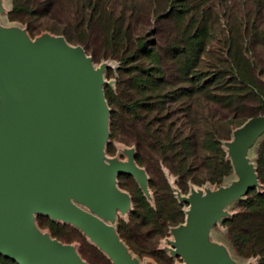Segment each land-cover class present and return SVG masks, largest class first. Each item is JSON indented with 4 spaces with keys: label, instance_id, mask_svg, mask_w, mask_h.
I'll return each instance as SVG.
<instances>
[{
    "label": "trees",
    "instance_id": "16d2710c",
    "mask_svg": "<svg viewBox=\"0 0 264 264\" xmlns=\"http://www.w3.org/2000/svg\"><path fill=\"white\" fill-rule=\"evenodd\" d=\"M188 7L182 0H170L154 14L159 25L174 22L173 36L159 31V40L134 33L140 21L134 8L127 16L114 17L99 0H10L6 12L9 21L23 23L31 33L51 21L50 29L65 40L79 38L92 46L93 60L101 49L103 57L120 60L115 93L109 86L102 88L109 106V138L133 146V160L146 174L151 201L132 183L127 188L132 208L127 220H117L116 233L136 258L148 257L155 264H173L174 258L157 242L184 217L166 173L181 192L189 184L220 183L231 171L221 147L230 133L229 120L264 116V71L248 55L245 37L237 32L225 56L216 54L213 72L205 78L198 69L203 28L194 21L181 23ZM255 170L263 190L246 197L242 209L224 223L236 254L258 257V264H264V136ZM37 224L60 241L77 235L75 228L45 216ZM89 249L100 254L84 243L79 251L93 263ZM0 264L18 263L0 256Z\"/></svg>",
    "mask_w": 264,
    "mask_h": 264
},
{
    "label": "rangeland",
    "instance_id": "374dc122",
    "mask_svg": "<svg viewBox=\"0 0 264 264\" xmlns=\"http://www.w3.org/2000/svg\"><path fill=\"white\" fill-rule=\"evenodd\" d=\"M99 1L100 4L104 6V10L106 12H112L114 17L121 15L127 16L133 10L132 8H134L140 20L134 29V33H141L140 36L142 39L159 40L161 36V32L159 33V31H163L164 34L169 33L170 35L173 33L174 22L163 26L152 20L155 13L166 9L170 0ZM182 1L188 3L189 7L187 12L182 16L181 23L183 25L192 24L194 21L196 25L203 28L204 49L200 57L198 69L205 78L213 72L211 65L215 64L216 60H218V55L222 57L225 56L224 51L227 52V48L237 32H240L243 38L245 37L243 41L244 47L246 48L247 46L249 51L248 55L253 59L257 67L264 71V0ZM9 8L10 0H0V43L2 41H9L27 46H37L38 44L46 43L50 45H59L67 51L78 53L80 58L88 61L93 70L99 71L101 91L104 86H109L112 92L115 93L116 82L119 78L117 67L122 65L120 60L109 55L103 57L104 53L102 49L97 53L96 59L93 60L91 57L92 46L79 38L75 41L65 40L61 34L50 29L53 28L51 21V23L48 22V24H45L46 28L38 31L35 29L31 33L26 29L23 23L9 21L7 19L6 12ZM141 17H144V19ZM140 22L141 24H139ZM194 26L195 25H191L189 31H192ZM260 78L264 80V75H261ZM62 100V96L57 94L54 90L45 87L41 79L33 73L18 74L9 71L0 73V124L10 119L16 127L21 130L22 121L26 117L55 109ZM102 106L103 111L99 110L98 114L95 115V122L99 121V123L104 126L105 136L101 147L103 162L109 166L115 164H130L134 168V171L128 169L118 170L113 175V182L119 194L115 191L114 193L117 200L119 199V202L123 201L120 194L124 197L126 202L125 211H119V213L114 214L111 218L104 216L99 209L95 208V210L94 205H90L84 200H78V202L81 208L86 210L88 214L97 217L103 222L113 245L118 250L120 246L124 247L125 245L116 233V222L119 219L127 220L128 214L132 208L127 188L130 187L132 183H136L150 201L151 194L146 186L147 177L143 168L138 166L133 160V146L109 138V106L104 101V98ZM221 111L223 114L226 113V110L221 109ZM248 111L250 112V110ZM229 121L230 133L227 138L221 141V147L225 157L231 164V171L220 183L204 182L200 185L189 184L187 190L181 192L173 183L174 177L166 173V178L171 185L174 197L177 202L181 204L184 217L181 222L167 228L165 234L158 239L157 247L163 250L166 255L172 256L174 258V264H178L184 260L179 255H174V243H171L172 240L170 238L175 228L189 223V219L191 218L190 201L243 181L236 173L234 165V149L238 144V134L241 132H243L241 143L246 147L243 152V159L252 172L254 184L252 188L244 194H232L222 199L220 207L221 215H217L216 221H214L211 226L210 237L212 244L208 245L207 251L209 250L208 252L210 255L223 257L233 254L238 260L237 264H258V257L251 256L245 258L236 254L231 245L230 234L227 229L228 226L224 223V220L231 219L242 209L241 205L246 197L263 190V185L256 174L255 160L258 145L264 136V116H251L246 119H231ZM3 147L4 141L0 138V149ZM5 164L6 158L0 157V171L4 168ZM137 171H139V174L136 173ZM213 202L218 203V200ZM39 216H45L53 222L71 226L75 228L77 235L76 233L72 234L71 239L67 241L57 240L51 236L46 228L37 224V218ZM20 230L24 233L29 232V236L32 238L55 240L59 244L69 248L78 264H119L115 259L105 253L106 251H104V248L97 242H94L89 234L61 215H54L46 211H34L31 213L26 224L20 225ZM83 243L93 246L95 250L101 254H96L92 249H89L93 263L89 262L81 255L79 249L83 246ZM143 258L135 257V261L137 262L138 259L139 264H141V262H147L143 264H153L152 259L148 257H145L146 259Z\"/></svg>",
    "mask_w": 264,
    "mask_h": 264
},
{
    "label": "water",
    "instance_id": "95a60500",
    "mask_svg": "<svg viewBox=\"0 0 264 264\" xmlns=\"http://www.w3.org/2000/svg\"><path fill=\"white\" fill-rule=\"evenodd\" d=\"M6 71L33 73L63 100L55 109L26 117L21 130L10 119L0 124L4 141L0 157L6 158L0 171V256L19 264H78L69 248L55 240L32 238L20 225L34 211L72 217L68 199L76 190L103 203L98 194L99 175L104 183L108 177L94 173L86 161L101 126L95 122V115L103 111L99 71L78 53L59 45L2 41L0 73ZM242 133L234 149V165L243 181L190 201L189 232L174 243V255L186 264H208L198 254L208 228L201 207L213 208L229 195L244 194L254 184L253 175L244 172Z\"/></svg>",
    "mask_w": 264,
    "mask_h": 264
},
{
    "label": "crops",
    "instance_id": "0c3cea01",
    "mask_svg": "<svg viewBox=\"0 0 264 264\" xmlns=\"http://www.w3.org/2000/svg\"><path fill=\"white\" fill-rule=\"evenodd\" d=\"M98 135L99 137L96 140L95 144L91 147V149L87 153L86 157H88V159H86V161L89 163L94 173H97L99 175L98 172H102V174L108 177L106 183H104L102 179V175L101 174L99 175L100 180H99L98 194L102 198L103 203L99 204L98 202L88 198L79 190H76L69 196L68 199V206L72 217L65 215H61V216L65 217L67 220L71 221L73 224L80 227L84 232L89 234L90 238H92L94 242H97L99 245H101V247L104 248V251H106L105 253H107L111 258L115 259L119 264H139L138 259L136 262L135 256L131 252H129V250H127L125 246L124 247L120 246L118 250L115 248L113 242L111 241L110 235L108 234V231L105 228L106 226L103 224V222L99 220L97 217L88 214L86 210L81 208V205L78 202V200H84L88 204L94 205L95 206L94 209L95 208L99 209V211H101V213H103L104 216L111 218L114 216V214L119 213V211L122 212L125 211L126 202L124 197L120 194L123 201L119 202L117 199L110 196V194L113 191L117 192L115 184L113 182V175L115 171L123 170V169L134 171V168L130 164H126V165L115 164L113 166H109L105 164L103 162V156L101 152V147L103 145L104 136H105L103 125L100 126V129L98 130ZM245 148L246 147H244V150ZM244 164H245L244 172L248 175L252 174L247 164L246 163ZM111 169L114 170L112 171ZM235 171L237 173L236 169ZM136 173L139 174V171H137ZM117 193L119 194V192ZM221 201L213 208L209 207V205H204L201 207V212L207 216L208 228L206 234L204 235L202 245L198 249V254L201 257V259L208 264H237L238 260L234 257L233 254H229V256L223 257L218 255H210L208 252L209 250L207 251L208 245L212 244L211 242L212 240L210 237L211 226L213 225L214 221H216L217 215H221L220 214L221 213L220 207L222 204ZM191 222H192V218L189 219L188 224L186 223L173 230L172 236L170 238L172 240L171 243H175L178 236H181L189 232L186 230V228L190 226ZM143 259L146 258L144 257ZM143 263H147V262H141V264ZM153 264L155 263L153 262ZM178 264H186V263L184 261H181Z\"/></svg>",
    "mask_w": 264,
    "mask_h": 264
},
{
    "label": "bare ground",
    "instance_id": "6f19581e",
    "mask_svg": "<svg viewBox=\"0 0 264 264\" xmlns=\"http://www.w3.org/2000/svg\"><path fill=\"white\" fill-rule=\"evenodd\" d=\"M110 196H112V197H114L115 199H117L116 198V195H115V193H114V191L110 194ZM76 197V196H75ZM119 200V199H118Z\"/></svg>",
    "mask_w": 264,
    "mask_h": 264
},
{
    "label": "built area",
    "instance_id": "2783aa9c",
    "mask_svg": "<svg viewBox=\"0 0 264 264\" xmlns=\"http://www.w3.org/2000/svg\"><path fill=\"white\" fill-rule=\"evenodd\" d=\"M173 251H174V249H173Z\"/></svg>",
    "mask_w": 264,
    "mask_h": 264
}]
</instances>
